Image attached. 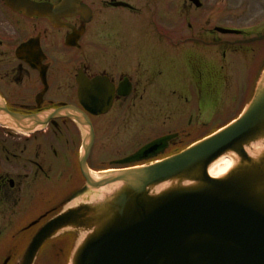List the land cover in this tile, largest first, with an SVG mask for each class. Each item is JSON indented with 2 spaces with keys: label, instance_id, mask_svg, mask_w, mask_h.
I'll return each instance as SVG.
<instances>
[{
  "label": "flooded vegetation",
  "instance_id": "obj_1",
  "mask_svg": "<svg viewBox=\"0 0 264 264\" xmlns=\"http://www.w3.org/2000/svg\"><path fill=\"white\" fill-rule=\"evenodd\" d=\"M61 1L0 0V225L41 226L84 185L79 117L86 115L94 128L89 166L108 161V168L126 167L116 161L135 151L136 99L172 97L192 82L208 110L228 73L225 48L235 52L231 45L248 37L243 32L239 40L227 39L222 36L231 34L203 24L185 40L204 46L187 48L185 61L172 57L165 68L160 60L166 44L177 50L183 42L180 7L171 21L159 16L158 26L138 27L135 0H75L79 11L53 10ZM214 45L224 49L221 62L208 49ZM249 90L247 83L244 91ZM56 110L62 113L53 114ZM41 114L46 115L31 122L19 118ZM175 121L160 135L176 134L162 156L183 146ZM193 123L189 119L187 127ZM24 124L34 130L16 126Z\"/></svg>",
  "mask_w": 264,
  "mask_h": 264
},
{
  "label": "water",
  "instance_id": "obj_2",
  "mask_svg": "<svg viewBox=\"0 0 264 264\" xmlns=\"http://www.w3.org/2000/svg\"><path fill=\"white\" fill-rule=\"evenodd\" d=\"M72 4L63 0L57 8ZM80 121L87 183L74 196L85 201L46 223L17 264H34L42 245L62 230L81 234L70 264H264V71L237 120L147 166L93 177L87 167L93 129ZM166 138L122 162L155 156ZM229 152L236 153L233 167L211 177L209 166Z\"/></svg>",
  "mask_w": 264,
  "mask_h": 264
},
{
  "label": "rangeland",
  "instance_id": "obj_3",
  "mask_svg": "<svg viewBox=\"0 0 264 264\" xmlns=\"http://www.w3.org/2000/svg\"><path fill=\"white\" fill-rule=\"evenodd\" d=\"M156 1L158 4L155 9L153 0H135L137 4L139 3L141 14L144 13L147 17H145V19L141 18L139 22L138 17L128 14V16L134 18L133 23L138 21L136 26L142 27V25H146L152 27V23L159 16V19L164 17L167 22L171 21L175 16H180L179 13H174V11L180 7L182 11L181 32L184 36L197 33L198 29L203 24L212 27L223 25L241 29L259 27V29H261L259 34L264 33V0H202L203 7L201 9H196L194 6H191L186 0ZM154 16L155 19L153 18ZM201 17L202 21H204L202 24L200 23ZM189 24L192 25L193 29L189 28ZM151 27H148V29H151ZM226 37L233 38V36ZM195 45L204 46L193 42H185L180 44L177 50H174L169 44H166L167 54L165 57H161L160 64L168 68L170 65L169 60L172 57L182 62L185 61L187 58L185 56L187 48ZM208 49L212 53L214 60L222 61V51L224 50L222 46H210ZM238 49L239 50L235 52H230L229 48H225V51L228 52L226 55L228 75L221 81L219 87L221 94L219 101L220 107H218V105L216 107V110H223L216 117L210 119L208 121V126L202 130L196 128L197 126L194 124H192L193 126L191 125V127H187V122L192 112L189 107H193L195 112H198L199 106L201 108L203 106L201 99L198 100L199 106L196 100L199 97L196 84L191 85V83H186L189 89L190 86H192V89H190L191 94L184 92L183 89L173 94L171 99L177 101L149 95H146L143 99H136L133 129L135 149L143 142L172 128V123H175L176 119L180 122L178 125L180 131L186 130L187 128V132L190 131L191 134H189L191 138L187 140L188 142L198 138V136H202L206 132L216 129L218 126L233 118L236 113L241 110L243 102L247 97L245 93L243 94V90L249 80V76H251L250 74L252 71L254 72L253 69H255L256 66L260 67V65L262 66L264 64V41L251 45H240ZM240 89L242 90L241 93ZM234 96L235 99L233 98ZM168 117L172 119L165 121V118ZM221 162L222 161H219L217 164ZM97 165L98 164H96V166ZM15 227L17 226H4L2 235L4 237L0 238V259L2 258L0 261L5 259V255L3 254L4 248L10 244L7 243V238L10 235V231L13 232ZM10 237L11 236L8 238L9 240ZM53 250L54 249H51L50 251L49 246L45 247L43 249V253L45 254L40 258L39 263L63 264V257L60 256L56 250Z\"/></svg>",
  "mask_w": 264,
  "mask_h": 264
},
{
  "label": "bare ground",
  "instance_id": "obj_4",
  "mask_svg": "<svg viewBox=\"0 0 264 264\" xmlns=\"http://www.w3.org/2000/svg\"><path fill=\"white\" fill-rule=\"evenodd\" d=\"M232 163L233 162L231 160H228V159H226L225 162L223 160L219 164L216 163L217 165L215 164V166L210 168V174L214 177L222 175L231 167ZM113 188L115 189L116 186H114Z\"/></svg>",
  "mask_w": 264,
  "mask_h": 264
},
{
  "label": "snow or ice",
  "instance_id": "obj_5",
  "mask_svg": "<svg viewBox=\"0 0 264 264\" xmlns=\"http://www.w3.org/2000/svg\"><path fill=\"white\" fill-rule=\"evenodd\" d=\"M104 87H105V89H107V88H108V86H107V85H105Z\"/></svg>",
  "mask_w": 264,
  "mask_h": 264
}]
</instances>
